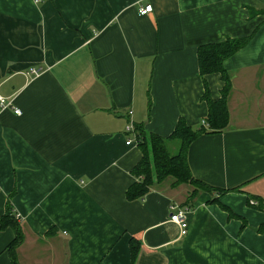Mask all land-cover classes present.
Here are the masks:
<instances>
[{
	"label": "crops",
	"instance_id": "0c3cea01",
	"mask_svg": "<svg viewBox=\"0 0 264 264\" xmlns=\"http://www.w3.org/2000/svg\"><path fill=\"white\" fill-rule=\"evenodd\" d=\"M246 36L223 63L226 127L187 150L214 190L188 199L167 177L128 199L142 153L126 124L206 126L204 80L212 98L223 81L200 75L197 49ZM0 94L21 110L0 107V218L22 229L18 264H264V0H0ZM173 204L189 207L183 236ZM14 235L0 230V264Z\"/></svg>",
	"mask_w": 264,
	"mask_h": 264
},
{
	"label": "trees",
	"instance_id": "16d2710c",
	"mask_svg": "<svg viewBox=\"0 0 264 264\" xmlns=\"http://www.w3.org/2000/svg\"><path fill=\"white\" fill-rule=\"evenodd\" d=\"M249 39V36L241 38L227 37L219 42L202 44L197 49L200 75L219 73L223 81L220 97L212 98L208 84L204 80L202 99L207 105L206 126L200 125L198 128H194L188 125L183 118H180L172 133L162 137L153 133H145L141 126L134 125L142 156L131 170L137 181L127 189L126 196L128 199L142 198L152 185L163 181L167 177L174 179L173 185L191 183L208 191L214 190L210 185L193 177L187 161V150L197 136L210 131H221L226 127L229 117L227 96L231 88V81L223 63L225 59L241 49ZM198 190L190 192L188 199L192 198ZM221 207L229 213L230 217L235 216L228 207L224 205H221ZM9 225L13 228L15 235L8 245V251L12 263L18 264L15 249L22 242L23 233L19 223L7 210L6 214L0 218V230ZM262 229H264V224L259 228V230ZM135 251V242L131 241L133 255Z\"/></svg>",
	"mask_w": 264,
	"mask_h": 264
},
{
	"label": "built area",
	"instance_id": "2783aa9c",
	"mask_svg": "<svg viewBox=\"0 0 264 264\" xmlns=\"http://www.w3.org/2000/svg\"><path fill=\"white\" fill-rule=\"evenodd\" d=\"M152 11V5L148 2H145L143 4H141L138 8V13L140 15H146L148 13H150ZM29 74H37L38 70L36 68H32L29 70L28 72ZM0 107L1 108H12L14 113L17 115L21 114V110L15 106L12 105V100H7L5 97H3L0 94ZM129 115H131V111H128ZM202 124H205V121H202ZM125 132L128 133H134L135 135V127H134V123L129 121L126 124L125 127ZM136 140V139H135ZM132 139L131 138H127L126 140V144L130 145L131 144ZM135 143H138V140L135 141ZM251 203L253 204V202L251 201ZM170 216H169V221L175 223L178 228H179V234L181 236L185 235L188 231V221L186 218L187 212L189 210V207L186 205H171L170 206Z\"/></svg>",
	"mask_w": 264,
	"mask_h": 264
},
{
	"label": "rangeland",
	"instance_id": "374dc122",
	"mask_svg": "<svg viewBox=\"0 0 264 264\" xmlns=\"http://www.w3.org/2000/svg\"><path fill=\"white\" fill-rule=\"evenodd\" d=\"M172 184V183H171ZM186 184H188L189 186H190V190H191V192H193L194 190H196V189H199V190H204V191H208V190H205V189H203V188H199L196 184H191V183H186ZM173 186H177V185H173ZM190 193V192H189Z\"/></svg>",
	"mask_w": 264,
	"mask_h": 264
}]
</instances>
